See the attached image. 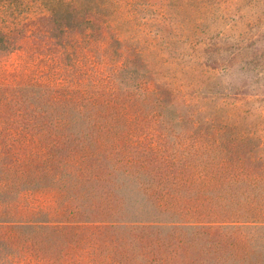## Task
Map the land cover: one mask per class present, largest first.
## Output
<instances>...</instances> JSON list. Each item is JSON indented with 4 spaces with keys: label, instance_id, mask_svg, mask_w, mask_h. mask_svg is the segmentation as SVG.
Wrapping results in <instances>:
<instances>
[{
    "label": "rangeland",
    "instance_id": "374dc122",
    "mask_svg": "<svg viewBox=\"0 0 264 264\" xmlns=\"http://www.w3.org/2000/svg\"><path fill=\"white\" fill-rule=\"evenodd\" d=\"M103 8L79 10L88 22L64 35L42 0H0V30L14 41L0 49V121L19 122L18 109L41 106L51 113L42 119L49 139H78L96 120L117 131L113 137H140L175 159L211 138L236 156L264 152V0H117ZM208 78L205 94L194 93ZM33 93L36 99H24ZM74 174L70 165L56 183L23 190L0 204V216L70 217L78 205L70 196ZM182 189L185 210L172 198L162 203L175 209V220L189 218L188 186Z\"/></svg>",
    "mask_w": 264,
    "mask_h": 264
},
{
    "label": "trees",
    "instance_id": "16d2710c",
    "mask_svg": "<svg viewBox=\"0 0 264 264\" xmlns=\"http://www.w3.org/2000/svg\"><path fill=\"white\" fill-rule=\"evenodd\" d=\"M42 2L62 20L64 35L88 22L79 10L117 4ZM11 38L0 30V49L12 47ZM211 84V79L200 80L193 92L205 94ZM46 109L23 107L15 113L21 121H0V204H11L25 189L56 183L60 172L73 165L70 196L78 205L60 219L0 216V264H26L33 258L52 264H264V152L236 156L225 140L211 138L175 159L157 155L140 137H113L117 131L96 120L86 123L78 139H49L52 134L42 122L51 115ZM20 132L39 138L27 140ZM175 181H181L180 189ZM186 186L189 218L175 220L171 205L186 209ZM167 198L180 204L165 206ZM167 210L169 217H161Z\"/></svg>",
    "mask_w": 264,
    "mask_h": 264
}]
</instances>
